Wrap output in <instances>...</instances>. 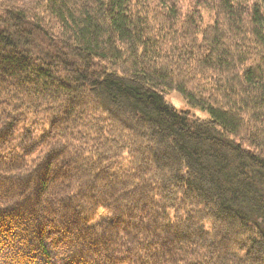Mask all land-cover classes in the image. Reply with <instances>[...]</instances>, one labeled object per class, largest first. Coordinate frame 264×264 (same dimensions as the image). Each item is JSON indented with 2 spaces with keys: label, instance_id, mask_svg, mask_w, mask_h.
Listing matches in <instances>:
<instances>
[{
  "label": "trees",
  "instance_id": "16d2710c",
  "mask_svg": "<svg viewBox=\"0 0 264 264\" xmlns=\"http://www.w3.org/2000/svg\"><path fill=\"white\" fill-rule=\"evenodd\" d=\"M0 264H264V0H0Z\"/></svg>",
  "mask_w": 264,
  "mask_h": 264
},
{
  "label": "rangeland",
  "instance_id": "374dc122",
  "mask_svg": "<svg viewBox=\"0 0 264 264\" xmlns=\"http://www.w3.org/2000/svg\"><path fill=\"white\" fill-rule=\"evenodd\" d=\"M165 100L178 112H185L189 114L191 117H194L199 120H206L211 118L208 112L187 104L182 99L181 95L176 91L169 92L166 95Z\"/></svg>",
  "mask_w": 264,
  "mask_h": 264
}]
</instances>
